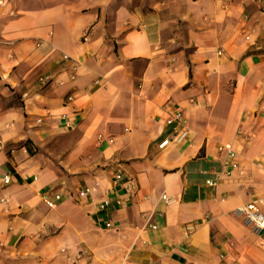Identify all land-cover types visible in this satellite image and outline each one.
<instances>
[{
  "label": "crops",
  "instance_id": "obj_1",
  "mask_svg": "<svg viewBox=\"0 0 264 264\" xmlns=\"http://www.w3.org/2000/svg\"><path fill=\"white\" fill-rule=\"evenodd\" d=\"M0 140V264H264V0H0Z\"/></svg>",
  "mask_w": 264,
  "mask_h": 264
},
{
  "label": "built area",
  "instance_id": "obj_2",
  "mask_svg": "<svg viewBox=\"0 0 264 264\" xmlns=\"http://www.w3.org/2000/svg\"><path fill=\"white\" fill-rule=\"evenodd\" d=\"M65 59H69L68 55H64ZM69 99L71 100L72 97L69 96ZM66 119V118H64ZM167 123L172 126V132L170 133L169 137L164 139L161 144L159 145L161 148H165L170 145H179L182 144L184 141L187 140L189 137V128L187 121L184 117L183 111H179L176 113H171V116L167 119ZM221 151H226L227 157L229 159H232L233 161L230 162V166L232 168H238L239 165L237 162L234 161L236 156V151L233 148L231 144H225L221 145L219 147ZM0 150H4V146L0 140ZM16 148L13 147L10 149V152H15ZM231 171H227L224 174L226 176L231 175ZM220 176V175H219ZM11 181L10 176H6L4 179V183L8 184ZM115 183L116 185H122V188H124L128 192L135 191L134 183L132 178L124 177V173L122 171H119L115 175ZM207 184L209 186H216L218 184V180L210 179L207 181ZM89 190H83L80 192V197H85L88 195ZM64 198V195L62 193H55L52 197L48 195H43V200L46 202L47 206L50 208H55L58 204V202L62 201ZM162 199L165 201V203L169 204L171 202V199L167 197L166 194L163 195ZM6 199L2 198L0 199V202H5ZM109 205V199H105L100 203V208L105 209ZM235 214L242 218L244 222L249 225L257 234H260L264 231V197L256 198L255 200L242 205L241 207H238L235 210ZM111 223H107V227H110ZM194 230V226H189L187 228V231L189 233H192ZM87 255V254H86ZM84 257V255H83Z\"/></svg>",
  "mask_w": 264,
  "mask_h": 264
},
{
  "label": "rangeland",
  "instance_id": "obj_3",
  "mask_svg": "<svg viewBox=\"0 0 264 264\" xmlns=\"http://www.w3.org/2000/svg\"><path fill=\"white\" fill-rule=\"evenodd\" d=\"M15 101H12V103H14Z\"/></svg>",
  "mask_w": 264,
  "mask_h": 264
},
{
  "label": "trees",
  "instance_id": "obj_4",
  "mask_svg": "<svg viewBox=\"0 0 264 264\" xmlns=\"http://www.w3.org/2000/svg\"><path fill=\"white\" fill-rule=\"evenodd\" d=\"M28 143V142H27Z\"/></svg>",
  "mask_w": 264,
  "mask_h": 264
}]
</instances>
